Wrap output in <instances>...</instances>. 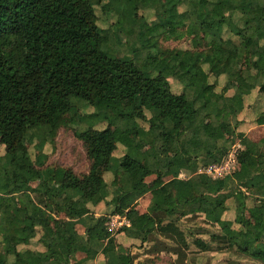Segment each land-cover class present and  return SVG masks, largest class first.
Wrapping results in <instances>:
<instances>
[{"label":"trees","instance_id":"trees-1","mask_svg":"<svg viewBox=\"0 0 264 264\" xmlns=\"http://www.w3.org/2000/svg\"><path fill=\"white\" fill-rule=\"evenodd\" d=\"M146 22L160 36L171 29L176 42L189 29L199 33L189 47L167 51L141 35ZM120 32L132 55L104 49ZM229 110L231 138L223 130L210 135L205 120ZM63 123L79 124L85 172L47 161L45 146ZM263 125L264 0H0V264H90L100 254L106 264H158L127 252L157 235L174 244L159 242L154 257L177 255L170 263L184 264L178 244L188 247L194 234L209 236L194 240L203 251L230 249L264 264V136L248 134ZM133 132L146 148L129 145L118 159ZM28 134L38 140L35 158ZM237 144L236 170L201 182L200 172ZM152 176L162 182L151 191L156 209L142 213L137 203ZM35 181L60 189L35 188ZM239 194L252 196L253 206ZM195 199L199 210L190 213ZM230 199L235 220L226 218ZM102 202L107 212L99 215ZM246 209L259 214L261 234L249 229ZM114 216L129 225L111 230ZM183 217L195 233L179 226ZM121 233L130 244L117 240Z\"/></svg>","mask_w":264,"mask_h":264},{"label":"rangeland","instance_id":"rangeland-1","mask_svg":"<svg viewBox=\"0 0 264 264\" xmlns=\"http://www.w3.org/2000/svg\"><path fill=\"white\" fill-rule=\"evenodd\" d=\"M215 11L223 16L228 14V9L224 8L223 6H217L215 8ZM150 22V21H149ZM149 22L144 23L142 29H141V35L143 37H147L149 42L151 44H155L158 42L159 48H162L164 50L170 51L173 49V47H181V48H187L190 46V40L191 38L199 33L197 28H192L189 29L186 32V35L182 40L179 41H172L173 39L171 38L173 31L171 29H167L162 36L157 35L156 33L153 32V28L150 25ZM100 25L104 27V23L100 21ZM120 41L116 43L115 45H105L104 49L106 51H116L118 54L123 55V54H128L132 55L131 49H132V41L129 38L128 34L126 32H120L119 33ZM209 47L207 43L201 44V48H206ZM239 70V68H238ZM237 70V72H238ZM236 84L242 85L243 81L240 80V78H235L234 80ZM222 83L219 85L220 87L224 85L225 81H221ZM174 88L176 90L180 89V85H177L174 83ZM220 91V90H218ZM232 92L231 90L229 93ZM216 94L213 93H208V98L209 99H215ZM82 111H91V108L89 105H85L82 108ZM232 115V111H220L218 114L211 115L205 120V128L207 132L211 135L214 134L215 132H218L220 130H223L224 133L231 138L232 136V125L233 122L230 119V116ZM82 127H85V123H80ZM60 125V129L57 133V136L55 138V141L53 144H47L45 146V152L48 154V163H58V164H63L67 166H72L76 171L78 172H85L87 169V160H86V151L82 145V142L77 139L75 136V128L78 127V125H73V124H58ZM256 127V126H255ZM111 130H114V128L111 126ZM253 132V133H252ZM251 137L254 138L255 140H259L264 136V127L257 126L256 128H252V131L250 132ZM25 142L29 146L30 152L35 158V144L38 143L37 139H33L31 134H28ZM123 144V145H122ZM122 144L117 150V157L120 159V156H122L123 152L126 150V147L129 145L138 147L140 149H145L146 144L139 140L136 137V134L133 132L129 138L122 140ZM171 153L174 155L179 151V146L178 144H173L171 146ZM5 153V146L0 143V156H2ZM30 162H32L31 158L29 159ZM117 161V160H115ZM163 166V164H161ZM201 174V173H200ZM205 177V176H204ZM203 177V175L200 176L201 182H204L206 179ZM109 178V177H108ZM153 178L155 176L149 177L147 180L148 182L154 183L155 187L157 185H160L162 182L159 180H156L153 182ZM35 188H48V189H60L58 185L55 183H50L45 185L41 181H35L32 183ZM153 184V185H154ZM241 202L245 204L248 207V209L253 206L254 204V199L252 196H249L247 200H244V196L242 194L238 195ZM151 198V195L149 196ZM13 203L17 202V196L12 195L9 197ZM109 200V199H108ZM150 202V199H149ZM141 200H138L137 207L138 209L143 212L147 209V205L142 204ZM229 204V209L226 212V218H229L230 220H235L237 216V210H236V201L235 199H230L228 201ZM104 202H102L101 207L95 210V213L102 215L106 214L107 212V207H104ZM200 206V201L198 199H195L192 203L187 205V209L190 213L197 212L199 210ZM246 209L245 211V216H246V223L249 226V229L254 232L255 234L259 235L262 233V226L260 223V216L259 214L250 212V210ZM122 217V216H120ZM196 217V216H195ZM191 217H183L179 218L178 224L180 227H182L186 232L188 231V234H190L191 230L192 232L195 233V225L194 221L191 222ZM195 221L199 220L196 224H201L203 220L200 219H194ZM200 222V223H199ZM235 226H238L235 224ZM80 229V232H85L84 227L78 226ZM193 228V229H192ZM156 237V243H150L147 244L146 246H141L140 245H127L126 247L128 253H133V256H135V259H139L140 262L141 260H148L149 258H159L160 260L158 261V264H171L170 261H177L176 258H178L177 255H169L168 253H161L159 254V257H154L158 250L156 249V246L159 245V242H162L164 244L167 242L170 246L173 247L174 240H166L163 236L157 235ZM196 238H203L205 240L209 239V236L205 235H198L194 234L193 236L189 237L188 240V247L185 245L179 243L178 246H180L181 249V258L184 260V264H258L257 262L253 261L249 257H246L244 255H240L234 250L230 249H223V250H217V251H203L200 247H198L195 243L194 240ZM202 239V240H203ZM117 240L121 242L123 245L130 244L131 241L128 242L127 237L125 234H118L117 235ZM217 246V244H215ZM136 247V248H134ZM153 260V259H150ZM106 263V258L104 255L100 254L96 258L95 261H92L90 264H105Z\"/></svg>","mask_w":264,"mask_h":264},{"label":"built area","instance_id":"built-area-1","mask_svg":"<svg viewBox=\"0 0 264 264\" xmlns=\"http://www.w3.org/2000/svg\"><path fill=\"white\" fill-rule=\"evenodd\" d=\"M240 145L237 144L230 153L225 156L219 164H213L209 166L206 170H202L200 173H203L207 176L211 175L213 177H223L225 175L233 173L237 168V157H236V148ZM129 225L128 219L126 216H114L110 222V229L113 231L118 230L123 225Z\"/></svg>","mask_w":264,"mask_h":264},{"label":"crops","instance_id":"crops-1","mask_svg":"<svg viewBox=\"0 0 264 264\" xmlns=\"http://www.w3.org/2000/svg\"><path fill=\"white\" fill-rule=\"evenodd\" d=\"M243 85V84H242ZM242 85H239V86H242ZM213 116V115H212ZM211 118V117H210ZM257 127V126H256ZM256 127H253V128H256ZM260 127H264V125L263 126H260ZM232 129H233V131H234V127H233V125H232ZM233 131H232V133H233ZM252 131V128L248 131L249 133V135H251L250 134V132ZM216 133V132H215ZM214 133V134H215ZM253 133V132H252ZM211 135H213V134H211ZM200 175H203V177L204 176H206L205 174H203V173H201ZM205 178V177H204ZM153 179H155V178H153ZM155 183V182H154ZM154 183H151V184H148V188H149V191L144 195V196H142L141 198H140V200H141V202H143L142 204H145L146 203V205H147V209L145 210V211H143V212H151V211H153V210H155L156 209V205L153 203V201H152V193H151V191L153 190V189H156L157 187H159L160 185H157L156 187H155V184ZM154 184V185H153ZM151 195V198L149 197ZM149 199H150V202H149ZM140 211V210H139ZM141 212V211H140ZM142 212V213H143ZM122 234V233H121ZM84 256V255H83ZM98 257V256H97ZM96 260V259H95ZM94 260V261H95ZM106 264V263H105Z\"/></svg>","mask_w":264,"mask_h":264}]
</instances>
